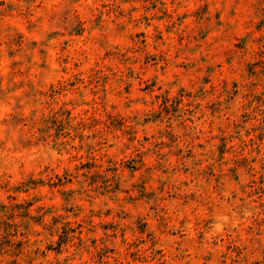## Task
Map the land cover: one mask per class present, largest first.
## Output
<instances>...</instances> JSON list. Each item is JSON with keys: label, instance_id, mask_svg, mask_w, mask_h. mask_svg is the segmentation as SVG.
Here are the masks:
<instances>
[{"label": "clouds", "instance_id": "obj_1", "mask_svg": "<svg viewBox=\"0 0 264 264\" xmlns=\"http://www.w3.org/2000/svg\"><path fill=\"white\" fill-rule=\"evenodd\" d=\"M0 264H264V0H0Z\"/></svg>", "mask_w": 264, "mask_h": 264}]
</instances>
